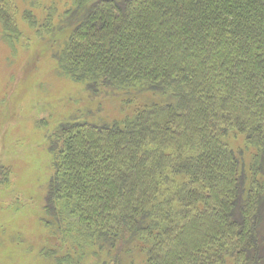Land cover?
<instances>
[{"label":"trees","instance_id":"obj_1","mask_svg":"<svg viewBox=\"0 0 264 264\" xmlns=\"http://www.w3.org/2000/svg\"><path fill=\"white\" fill-rule=\"evenodd\" d=\"M51 9L23 20L51 43L66 24L59 72L127 112L47 134L46 256L121 243L113 264H264V0H69L55 27ZM16 12L0 0L9 43Z\"/></svg>","mask_w":264,"mask_h":264},{"label":"rangeland","instance_id":"obj_2","mask_svg":"<svg viewBox=\"0 0 264 264\" xmlns=\"http://www.w3.org/2000/svg\"><path fill=\"white\" fill-rule=\"evenodd\" d=\"M38 1L34 5L31 0H15L16 22L23 31L21 39L9 43L0 33V165L11 170L7 183L0 185V264H56L54 257L46 256L42 249H52L57 239L40 220L51 172L45 150L51 129L80 113V120L86 117L87 121L101 123L127 112L112 93L92 98L59 72L51 56L66 32V24L62 28L57 25L55 36L59 40L51 43L50 35L35 36L23 14L32 10L39 15L42 8L51 6L55 27L62 22L61 13L69 0ZM120 245L109 258L97 247L88 246V252L81 257L82 264H101L104 258L113 264Z\"/></svg>","mask_w":264,"mask_h":264}]
</instances>
